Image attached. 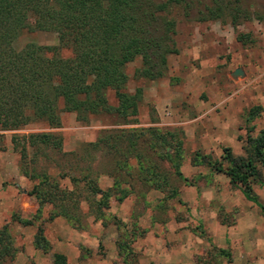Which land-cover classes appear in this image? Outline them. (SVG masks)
I'll return each mask as SVG.
<instances>
[{"label":"rangeland","instance_id":"obj_1","mask_svg":"<svg viewBox=\"0 0 264 264\" xmlns=\"http://www.w3.org/2000/svg\"><path fill=\"white\" fill-rule=\"evenodd\" d=\"M242 4L261 20L232 26L228 18L197 22L195 12L172 15L173 52L162 77H137L138 58L124 67L125 91H140L134 116L101 113L81 123L61 112L55 129L38 122L0 132V228L6 227L13 247L12 259L3 264H52L54 255L64 264H264L263 169L261 185L251 184L255 203L224 171L214 170L218 163L225 168L224 149L243 156L246 138L264 129V0ZM29 43L53 46L56 38L23 31L13 48ZM69 55L60 51L63 58ZM237 68L243 76L233 79ZM107 99L115 105L112 93ZM112 130L125 131L120 151H90L81 158L85 145ZM149 130L164 142L149 137ZM47 131L60 136V152L32 164L28 150L23 163L11 135ZM132 131L141 134L128 151ZM82 166L99 189L110 191L101 219L89 209L97 197H89L82 182L61 177L66 171L80 179ZM21 167H34L47 183L73 191L79 222L56 215L49 203L39 205L29 195L37 181L24 177ZM120 189L126 190L121 201ZM37 234L45 246L36 244Z\"/></svg>","mask_w":264,"mask_h":264},{"label":"trees","instance_id":"obj_2","mask_svg":"<svg viewBox=\"0 0 264 264\" xmlns=\"http://www.w3.org/2000/svg\"><path fill=\"white\" fill-rule=\"evenodd\" d=\"M190 12H195L197 22L228 18L232 26L252 18L261 20L257 13L243 6L242 0H0V132L16 131L38 122L55 129L60 125L61 112L74 114L75 120L81 123L101 113L121 119L134 116L140 91L136 89L133 94L125 91V65L138 58L137 77L147 80L162 77L166 57L173 52L175 19L172 15L188 17ZM23 31L52 33L56 44L29 43L15 50L13 42ZM62 50L70 55L61 57ZM108 93H112L113 106L108 104ZM249 117L252 118L251 114ZM124 133L102 132L93 143L84 146L81 158H88L90 151H120ZM140 134L132 131L127 137L128 144ZM149 134L154 140L164 142L158 131L152 130ZM10 143L23 163L28 150L33 157L28 161L33 164L37 157L57 154L61 149L60 136L49 131L13 133ZM243 151V156L235 157L229 149H224L225 168L218 163L214 164V170L224 171L230 183L239 186L244 199L255 203L251 184L261 185L264 129L257 136L246 138ZM77 172L80 179L70 177L66 171L61 177H67L71 184L82 182L88 196L97 197L96 202L89 201L90 211L96 219L103 218L110 191L96 186L89 177V167H79ZM21 173L37 181L29 195L39 205L49 203L56 215L79 222L73 191L47 183L48 177L36 173L34 167H21ZM118 193L117 200L126 197L125 189ZM35 238L37 245L45 246L39 234ZM12 257L13 247L6 227L2 226L0 264ZM52 264H64L63 257L54 255Z\"/></svg>","mask_w":264,"mask_h":264},{"label":"water","instance_id":"obj_3","mask_svg":"<svg viewBox=\"0 0 264 264\" xmlns=\"http://www.w3.org/2000/svg\"><path fill=\"white\" fill-rule=\"evenodd\" d=\"M230 75L233 79H235L237 76L242 77L243 72L240 68H237V69H234Z\"/></svg>","mask_w":264,"mask_h":264}]
</instances>
